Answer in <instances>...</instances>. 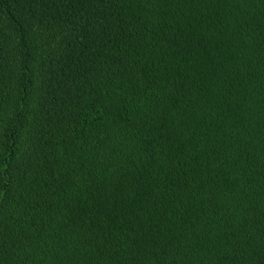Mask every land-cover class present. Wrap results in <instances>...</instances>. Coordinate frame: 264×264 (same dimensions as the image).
I'll return each instance as SVG.
<instances>
[{"label":"trees","instance_id":"obj_1","mask_svg":"<svg viewBox=\"0 0 264 264\" xmlns=\"http://www.w3.org/2000/svg\"><path fill=\"white\" fill-rule=\"evenodd\" d=\"M0 264H264V0H0Z\"/></svg>","mask_w":264,"mask_h":264}]
</instances>
